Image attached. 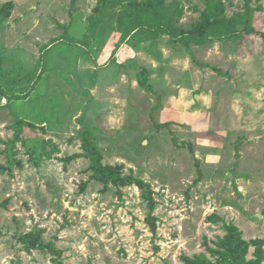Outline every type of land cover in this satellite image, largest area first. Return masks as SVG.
Here are the masks:
<instances>
[{
	"label": "rangeland",
	"instance_id": "obj_1",
	"mask_svg": "<svg viewBox=\"0 0 264 264\" xmlns=\"http://www.w3.org/2000/svg\"><path fill=\"white\" fill-rule=\"evenodd\" d=\"M56 43L96 81L0 102V264H264V0H0V95Z\"/></svg>",
	"mask_w": 264,
	"mask_h": 264
},
{
	"label": "crops",
	"instance_id": "obj_2",
	"mask_svg": "<svg viewBox=\"0 0 264 264\" xmlns=\"http://www.w3.org/2000/svg\"><path fill=\"white\" fill-rule=\"evenodd\" d=\"M64 47L63 43H56L46 49L47 56L44 58L37 83L27 96L7 99L6 96L0 95V102H5L4 104L15 119L45 128L47 131H55L61 126V120L63 121L68 113H73L74 116L81 110L83 105L81 97H87L83 91L94 85L97 68L81 67L82 52L79 48L72 47L67 57L59 58ZM54 57L57 58L56 64L49 67L50 60ZM54 70L59 73H53ZM68 75L73 79L68 81ZM74 81L76 85L81 84L83 89L79 92L77 103L68 108L64 105L69 98L66 87L71 86Z\"/></svg>",
	"mask_w": 264,
	"mask_h": 264
},
{
	"label": "trees",
	"instance_id": "obj_3",
	"mask_svg": "<svg viewBox=\"0 0 264 264\" xmlns=\"http://www.w3.org/2000/svg\"><path fill=\"white\" fill-rule=\"evenodd\" d=\"M4 96V95H3ZM17 120V119H16ZM17 121H19V122H23V121H20V120H17ZM23 123H25V122H23ZM27 124V123H26Z\"/></svg>",
	"mask_w": 264,
	"mask_h": 264
}]
</instances>
